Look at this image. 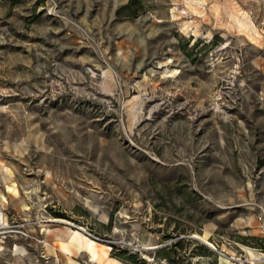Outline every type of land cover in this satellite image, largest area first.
<instances>
[{
    "label": "rangeland",
    "instance_id": "1",
    "mask_svg": "<svg viewBox=\"0 0 264 264\" xmlns=\"http://www.w3.org/2000/svg\"><path fill=\"white\" fill-rule=\"evenodd\" d=\"M19 242L264 264V0H0V264Z\"/></svg>",
    "mask_w": 264,
    "mask_h": 264
},
{
    "label": "crops",
    "instance_id": "2",
    "mask_svg": "<svg viewBox=\"0 0 264 264\" xmlns=\"http://www.w3.org/2000/svg\"><path fill=\"white\" fill-rule=\"evenodd\" d=\"M15 247L16 248H14V251L13 252L11 250V253L10 254H8V255L5 254V256H6V258H4L5 259L4 260L5 261V264H14L13 261H12V257H15L17 260L20 259L21 260V263L20 264H27L25 262V260L30 257L29 256L28 249L25 248V246H23L22 242L15 243ZM2 255H3V253L0 252V257H3Z\"/></svg>",
    "mask_w": 264,
    "mask_h": 264
},
{
    "label": "trees",
    "instance_id": "3",
    "mask_svg": "<svg viewBox=\"0 0 264 264\" xmlns=\"http://www.w3.org/2000/svg\"><path fill=\"white\" fill-rule=\"evenodd\" d=\"M182 243V240H177L174 244H171L169 246L163 247L161 249H158L156 252L158 254H163L164 258H167L169 260H173L175 257H179L180 253V245ZM132 258V257H131ZM183 264V263H181Z\"/></svg>",
    "mask_w": 264,
    "mask_h": 264
},
{
    "label": "bare ground",
    "instance_id": "4",
    "mask_svg": "<svg viewBox=\"0 0 264 264\" xmlns=\"http://www.w3.org/2000/svg\"><path fill=\"white\" fill-rule=\"evenodd\" d=\"M73 235H74V231H73V229H71V231L69 233V237L72 238ZM61 248H63L64 250L67 251V250H69V244L62 241ZM110 264H117V263L111 261Z\"/></svg>",
    "mask_w": 264,
    "mask_h": 264
}]
</instances>
